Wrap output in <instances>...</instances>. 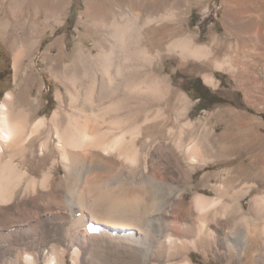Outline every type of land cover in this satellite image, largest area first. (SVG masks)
I'll use <instances>...</instances> for the list:
<instances>
[{
    "label": "bare ground",
    "instance_id": "6f19581e",
    "mask_svg": "<svg viewBox=\"0 0 264 264\" xmlns=\"http://www.w3.org/2000/svg\"><path fill=\"white\" fill-rule=\"evenodd\" d=\"M106 1L85 11L92 44L80 43L70 63L57 59L51 68L59 85L49 117L36 108L30 73L18 81L23 59L14 56L15 83L25 95L7 91L0 105V264H62L68 248L73 264H89L81 244L100 230L96 224L111 245L127 249L126 264H194L192 250L264 264V227L254 225H264V193L245 206L241 198L259 184L243 183L238 196L229 190L237 174L208 188L193 181L190 164L207 163L215 128L200 123L194 135L190 99L162 68L173 56L183 64L192 58L264 94V0H225L227 34L210 44L187 32L170 0L148 8L138 0L147 11L134 32ZM58 55L67 56L62 46ZM76 77L85 80L82 94ZM203 80L212 84L215 76L204 73ZM104 97L105 105H94ZM255 165L248 161L246 170Z\"/></svg>",
    "mask_w": 264,
    "mask_h": 264
},
{
    "label": "rangeland",
    "instance_id": "374dc122",
    "mask_svg": "<svg viewBox=\"0 0 264 264\" xmlns=\"http://www.w3.org/2000/svg\"><path fill=\"white\" fill-rule=\"evenodd\" d=\"M105 1L0 0V105L7 91L17 88L16 91H19L20 96L25 95V86H18L15 83L14 56L20 53L23 60L18 81H21L26 70L30 73L31 95L39 99L36 108L40 110V115L49 117L57 107L55 92L59 85L51 68L57 59L62 63H70L72 54L80 43L87 46L92 44V36L89 32L91 21L85 11L88 7L95 8L98 3ZM151 1L148 0L146 8ZM112 2L114 4L111 7L112 13L122 15L131 24V31H136L137 23L138 25L141 23L147 10L138 8V0H134L130 6L127 3H120V0H112ZM170 2L173 4L174 12L176 11L175 14L183 20L187 32L197 36L198 43L210 44L213 36L224 37L227 34L225 18L229 15L230 9L225 0H170ZM33 39H37V42L33 43ZM59 46H62L63 53L67 56L58 55ZM188 61L183 64L178 56H173L164 60L162 68H167L163 69V73L169 77L173 89L185 93L190 99L188 116L195 123V127H198L194 135L200 123L205 124L208 130L215 128L213 135L217 139L208 141L205 155L207 163L196 160L190 164L194 166L193 181L204 183V187L208 188L210 184H223L224 178L228 175L237 174L235 176L238 178L229 190H237L238 196L241 195L238 189L243 183H257L259 192L254 189L241 198L243 205L247 206L253 196L264 193V171L259 168L260 161H264L262 117L264 94L244 84H238L226 71L212 66L206 67L202 61L192 58ZM204 73L214 74V83L205 82ZM197 77L208 87V97L205 99L204 107H199V99L192 90L186 89ZM78 79L80 78L76 77L75 85L82 94L86 88L85 80ZM64 95L67 98V95ZM106 97L100 100L94 98V105H105ZM248 161H253L254 165L257 163L256 167L246 170ZM240 163H243V167H238L241 166ZM45 164L49 166V161ZM58 169L60 172L56 175V179L62 173V167L58 166ZM184 194L187 203L191 199V193L186 190ZM207 195L216 196L215 191L211 189L207 191ZM230 195L224 196L226 202H230ZM239 224L243 226L241 222ZM254 225L259 231L264 227L262 220L259 219ZM96 226L100 230L92 232L84 245L81 244V258H88L89 264L128 263L130 258L127 249L120 247L117 249L111 245L107 234L99 227L103 225L96 224ZM191 260L194 264H240L227 261L218 253L214 255L209 253L207 258L196 250L191 251ZM37 264H44V261H39ZM62 264H73L71 249H66Z\"/></svg>",
    "mask_w": 264,
    "mask_h": 264
},
{
    "label": "trees",
    "instance_id": "16d2710c",
    "mask_svg": "<svg viewBox=\"0 0 264 264\" xmlns=\"http://www.w3.org/2000/svg\"><path fill=\"white\" fill-rule=\"evenodd\" d=\"M191 83H194L195 87H192L191 85L186 87L188 90H192L193 94L196 95V98L199 99V107L205 105V99L208 97V87L204 85L199 77L193 79ZM204 107V106H203ZM264 119V115H262Z\"/></svg>",
    "mask_w": 264,
    "mask_h": 264
},
{
    "label": "flooded vegetation",
    "instance_id": "af4514ba",
    "mask_svg": "<svg viewBox=\"0 0 264 264\" xmlns=\"http://www.w3.org/2000/svg\"><path fill=\"white\" fill-rule=\"evenodd\" d=\"M194 85H195L194 83H191V86L194 87V88H196Z\"/></svg>",
    "mask_w": 264,
    "mask_h": 264
}]
</instances>
